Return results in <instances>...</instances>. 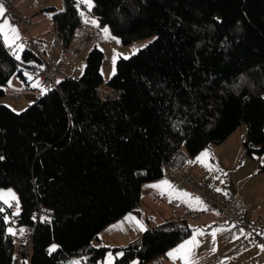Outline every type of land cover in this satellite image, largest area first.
<instances>
[{
    "label": "trees",
    "instance_id": "trees-1",
    "mask_svg": "<svg viewBox=\"0 0 264 264\" xmlns=\"http://www.w3.org/2000/svg\"><path fill=\"white\" fill-rule=\"evenodd\" d=\"M80 1L65 0L54 14L66 45L84 15L124 44L155 39L120 57L108 81L94 46L80 76L61 79L24 111L0 104V190L15 188L20 225L39 206L53 211L18 263L11 206L0 199V264H67L82 255L95 263L110 248L93 240L140 205L143 185L164 175L178 148L195 158L243 124L244 155H261L264 172V0H92L90 12ZM43 62L31 46L17 57L0 36V97L14 75L27 81L24 70ZM104 84L118 95L102 100ZM191 233L188 223L152 226L115 248L122 255L113 264H150Z\"/></svg>",
    "mask_w": 264,
    "mask_h": 264
},
{
    "label": "rangeland",
    "instance_id": "rangeland-1",
    "mask_svg": "<svg viewBox=\"0 0 264 264\" xmlns=\"http://www.w3.org/2000/svg\"><path fill=\"white\" fill-rule=\"evenodd\" d=\"M25 1L28 7L25 9L26 12L31 13L34 19V23L31 27H24L14 23L6 15H4V20L0 21V25L4 24L6 20L11 28L16 29L17 33H13L6 27L4 32L1 33V38L3 43L17 56H21L25 47L29 42L28 39L38 35L39 31H48L52 28L51 16H54L56 12L63 9L62 0H54L55 10H46L45 5L49 4V1L43 3V0H21ZM46 6V7H47ZM41 8V9H40ZM45 8V9H42ZM36 11V12H35ZM36 13V14H35ZM37 15V16H36ZM84 20L88 21L87 24L97 26V24L90 21H96V19L90 15H84ZM37 26V28H36ZM108 29V33L104 32V29ZM101 33L100 38L90 45L86 46L76 57L75 62L68 65L66 68L70 72L77 70V73H68V75L79 76L83 73L87 55L94 46H97L103 51V61L101 65V72L106 81H108L116 72L117 62L120 57L128 58L133 54L137 53L140 49L146 47L151 43L155 36H149L146 38L137 39L131 43L124 44L121 36L113 33L110 26H104L98 29ZM7 33V35H5ZM18 34V38H15ZM61 48L58 49V53ZM74 69V70H73ZM76 69V70H75ZM25 76L29 80V84L25 87L23 79L14 75L9 83L8 89L15 87L16 89H24L26 94L20 100H14L8 96L0 97V104H7L12 109L17 112H22L28 108L37 99L36 95L31 91L33 87L37 85L38 79L34 78L30 70H24ZM22 86V88H20ZM247 131L246 124L241 125L232 136L222 144H213L214 151L211 147L201 151L199 156L202 157V161L199 165L202 169L201 179L206 180L214 184L217 188L222 189L225 192L233 191L237 184H243L241 192L243 194L244 200L250 204V209L255 211L256 215L264 216V172H260V164L263 162V157L261 155H255L253 157H248L244 155V145L243 139ZM207 153V156L203 154ZM191 158V157H190ZM193 160V159H191ZM152 182V181H151ZM150 182L145 183V186H150ZM152 191L151 187L145 188L141 199V207L137 210L136 214H141L142 217V229L143 232L146 231V225L150 227L158 225L165 222L168 218L169 213L167 210V201L160 199V196L164 192H167L164 188L157 187L153 189V197H150ZM14 194L15 199L9 194ZM147 194L146 198L145 195ZM0 195L4 197L1 199L5 206L12 205L13 200H17V192L14 187L2 188L0 190ZM153 203V207L152 206ZM256 205V208L252 207ZM138 208V207H137ZM152 211H157L161 218L154 217ZM146 212L148 216L143 213ZM152 222H147V219ZM168 220V219H167ZM153 221H156L153 223ZM122 222V221H121ZM210 221H198L190 224L192 228V233L189 237L182 240L178 245L169 249V251L160 257L163 264H185V260L182 258H174L169 255L177 250L181 245H185L189 241H194V246L191 247L190 260L191 264H264V249L255 245L248 244L246 242L239 243L234 246H230V241H233L237 234L234 233L231 228L224 222H219V224H214L210 227ZM12 230V228H10ZM140 227L131 230L130 232L122 234V238L132 241L139 237ZM142 232V233H143ZM100 235V234H99ZM142 236V235H141ZM140 236V237H141ZM96 238L93 242H96ZM57 248L56 244L51 245L50 249L53 247ZM109 247V246H106ZM122 248L118 246H110L104 257L99 258L95 263H90L86 256H73L67 259L68 263H76L82 260L80 264H113L116 258L122 255L121 250L115 251L114 249ZM54 249V250H55ZM161 262V264H162ZM129 264H137V260L132 261ZM154 264V262H151Z\"/></svg>",
    "mask_w": 264,
    "mask_h": 264
},
{
    "label": "built area",
    "instance_id": "built-area-1",
    "mask_svg": "<svg viewBox=\"0 0 264 264\" xmlns=\"http://www.w3.org/2000/svg\"><path fill=\"white\" fill-rule=\"evenodd\" d=\"M0 2L4 4L7 16L14 23L28 28L33 25L34 19L31 13L26 12L25 8L16 0H0ZM78 6L86 12H90L92 9L82 1ZM55 35L56 39L44 63L30 68L34 78L38 79L37 85L31 90L37 98L43 97L51 90H57L61 79L77 77L66 75L67 65L73 63L75 57L86 46L96 42L101 33L95 26L85 24L77 29L75 43L69 46L66 45L58 28L55 30ZM59 48H61V51L58 53ZM32 49L36 52L39 51L37 41L32 42ZM118 92V90L106 84L98 88V94L102 100L113 99L118 95ZM25 94L24 89L10 88L7 91V96L14 100L22 99ZM190 164L189 153L184 146H181L166 161L164 174L174 183L177 189L186 190L201 197L206 205L201 208H190L184 201L169 198L167 193H163L160 199L167 201L170 208L167 221L188 224L206 220H210L215 224L224 222L237 234V241H246L260 247L264 246V216L256 215L255 212L246 207L241 192L243 184H237L233 191L225 192L211 182L201 179L190 168ZM12 203L10 205L12 211L10 223L15 226L14 233L17 237L16 256L18 263H20L24 257L32 254L37 224L50 222L53 218V211L39 206L34 213L33 222L20 225L18 224L19 204L15 200ZM153 262L154 264H161L159 259Z\"/></svg>",
    "mask_w": 264,
    "mask_h": 264
},
{
    "label": "crops",
    "instance_id": "crops-1",
    "mask_svg": "<svg viewBox=\"0 0 264 264\" xmlns=\"http://www.w3.org/2000/svg\"><path fill=\"white\" fill-rule=\"evenodd\" d=\"M16 1L19 4H21L25 9L28 7V5L26 4L25 1H21V0H16ZM46 1H49L50 2L49 4H54V5H49V6L45 5L46 10L50 9L51 7L54 8V9H50V10H52V11L55 10V7H53V6H57V5H55V1L54 0H43V3L46 2ZM62 4H63V9H64L65 8V0H62ZM2 5H3L4 9H5V12H4L3 16H0V21H3L4 20V18H3L4 15H7L6 14V8H5L4 4H2ZM45 8H42V9H45ZM51 22H52V28L51 29H48V31H39L38 35L32 37L31 39H28L30 43L27 44V46H31L32 47V42L33 41H37L38 44H39V51L38 52L43 57V60L44 61L47 58L48 52L51 49V47L53 46L54 41L56 39V35H55L56 25H55V22H54V16H51ZM36 28H37V26H36ZM0 36H1V33H0ZM74 62H75V59H74L73 63ZM65 70H66V75L67 76H72L70 74L68 75V73H73V74L77 73V70L76 69H75L76 71H74L75 73L68 71L67 68ZM23 81H24V85L23 86L26 87L29 84L28 78H27V81L26 80H23ZM11 88H15V87H11ZM20 88H22V86ZM232 135L233 134H231L229 136V138ZM209 147H211V149L214 151L215 148H213V146L210 145ZM203 151H205V150H203ZM200 153H203V152H200ZM200 153H199V155H200ZM199 155H197L195 158H190V163H191L190 164V168L200 177L202 175V169H201V167L199 165V162L202 161V157L199 156ZM198 157L200 158L199 160L197 159ZM191 159H193V160H191ZM165 182H167V184H165ZM150 183H152V184H150V186H145L144 188H142L141 199H142L143 193L145 191V188L151 187L152 188V191H153V189H155L157 187H160L161 188V186H162V188H164L165 190H167V192H164V193H167L168 196H169V198H177V199H179L181 201H184L190 208H201V207H204L206 205L205 201L201 197L196 196V195H193L190 192H187L186 190H179V189H177L175 187L174 183L165 174L161 178H159V179H156V180H154L152 182L150 181ZM148 191H151L150 188H149ZM152 191H151V193L149 195L150 197H153L154 196V194L152 193ZM147 194L148 193H146L145 198H146ZM187 194H191V196H189ZM196 197H199L200 198L199 201H197L195 199ZM244 201H245L246 207L249 210L252 211V209H250L251 208L250 207V204L247 202V200L245 199ZM167 204H168V202H167ZM153 206L154 205L152 203V206L151 207H153ZM137 207L134 208V209H132L131 211H129L127 214H125L123 217H121L117 221H115V222L107 225L99 233L100 235H98V237H96L97 240H96V242H93V244L97 248H101L103 246H109V248H110V246H113V247H115V246L123 247V246L127 245V242H128L127 240L128 239L126 240V239L122 238L121 235L124 234V233L130 232L131 230L133 231L134 229H136L138 227H140V230H139V233H138L139 234L138 236L140 237L144 233L143 232V229H142V227H143V225H142V217H141V214H136L138 212H136L137 210H135V209H139L141 207V202H140V205L137 206ZM168 207H169V205L167 206V208ZM252 208L255 209L256 208V205L253 206ZM253 212H255V211H253ZM152 213H153V215H154L155 218H156V216L159 217V218H161L160 215H159V213L157 211H152ZM167 213L170 214V210H167ZM144 215L145 216H148L147 213L144 212L143 213V219H144ZM168 217H169V215H168ZM146 219H147V222L148 223L149 222H152L147 217H146ZM167 219H166V221H167ZM206 221H208V220H206ZM155 222L156 221H153V223H155ZM214 224H215L214 222L210 221V224L209 225L211 227V226H214ZM148 226L149 227H147V225H146V228H150V225H148ZM139 237H137V238H139ZM136 239H134V240H136ZM134 240H132V241H134ZM132 241H129V243L132 242ZM242 242H246V241H240L239 242V241H237V237H236L233 241H230L229 245L230 246H234V245H237V244L242 243ZM246 243H248V242H246ZM248 244H250V243H248ZM255 245H257V244H255ZM257 246H259V245H257ZM262 249H264V248H262ZM77 257H79V256H77ZM159 260L162 262V260L160 258H159ZM66 262H67V264H71V263H68L67 260H66ZM80 263H82V260L81 261L78 260V264H80ZM73 264H77V262L76 263H73ZM162 264H163V262H162Z\"/></svg>",
    "mask_w": 264,
    "mask_h": 264
},
{
    "label": "snow or ice",
    "instance_id": "snow-or-ice-1",
    "mask_svg": "<svg viewBox=\"0 0 264 264\" xmlns=\"http://www.w3.org/2000/svg\"><path fill=\"white\" fill-rule=\"evenodd\" d=\"M83 3L87 4L89 6V8L92 7V0H82ZM5 12V9L2 5V3H0V16H3ZM88 22V21H86ZM92 23H97L96 21H90ZM8 28L9 31L13 32V33H17L16 29L11 28V26L8 24V22L5 20L3 25H0V32H4L5 28ZM104 32L107 34L108 33V29L105 28ZM5 35H7V33H5ZM15 38H18V34L16 35ZM204 156H207L208 154L205 153L203 154ZM198 160L200 159L199 157L197 158ZM165 184H167V182H165ZM12 196L13 199H15L14 194H9ZM189 196H191V194H187ZM0 199H4V197L2 195H0ZM197 201H199V197L195 198ZM194 246V241H189L187 242L185 245H181L177 250H175L173 253H169V255L173 256L174 258H182L185 260V264H191V260H190V252H191V247ZM264 247V246H262ZM55 249V246L53 247V250ZM78 264V262H77Z\"/></svg>",
    "mask_w": 264,
    "mask_h": 264
},
{
    "label": "bare ground",
    "instance_id": "bare-ground-1",
    "mask_svg": "<svg viewBox=\"0 0 264 264\" xmlns=\"http://www.w3.org/2000/svg\"><path fill=\"white\" fill-rule=\"evenodd\" d=\"M7 16V15H6Z\"/></svg>",
    "mask_w": 264,
    "mask_h": 264
}]
</instances>
